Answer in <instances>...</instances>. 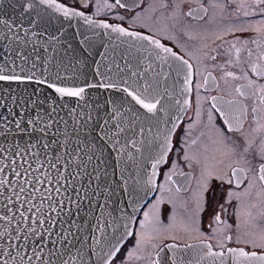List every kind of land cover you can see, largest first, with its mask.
Returning <instances> with one entry per match:
<instances>
[{
    "label": "snow or ice",
    "instance_id": "1",
    "mask_svg": "<svg viewBox=\"0 0 264 264\" xmlns=\"http://www.w3.org/2000/svg\"><path fill=\"white\" fill-rule=\"evenodd\" d=\"M158 2L161 9H170V15L167 18L172 21L171 27L173 29L178 26H181V30L193 28V25L186 23L188 18L198 22L206 19L204 14L207 13V8L204 7L202 0H158ZM193 3L196 6H189L188 10L185 11V5ZM21 6L23 8L21 20L27 17L29 27L25 28L23 24L14 26L13 22L0 19V25L7 29L6 32L0 33V40H7L9 44L19 45V47L11 49L15 59L11 61L12 66L8 68L7 74L5 68H0V82H31L43 85L50 90L54 98L50 100L49 107L44 109L43 112H41L43 100L32 98L28 101L22 100L19 102L20 105L27 104L28 108L32 110V116L25 118L24 109L21 107L19 118L9 120L8 117H4L3 121L0 122V136H6L7 134L13 136V144L10 147L5 148L0 145V207L3 209V212H0V264H130L133 258L141 259L137 255L141 251L149 253V264H193L192 259H186L187 249L193 248L199 249L195 264H204L205 261H210V264H264V229L256 231L254 225L250 224V221L255 219L250 211L244 213L245 216L249 217V220L243 221L250 224V230L241 232L239 231L240 225H237L235 243L244 244L245 247L251 245L252 249H259V251H249L241 247H228V242H231L233 237L225 234V229L230 228L231 225L222 220L221 213L228 211L224 204H221L219 212L212 216L210 224V227L212 224L217 225L213 229V235L217 237L216 245L220 249L218 251H214L213 245L206 244L203 240L197 245L186 244L183 251L176 244L157 243L156 241L166 238L164 234L172 227L169 225L168 228H165L161 224L159 205L162 201L160 200L156 201L148 211L143 213V220L139 223L140 231L138 234L131 228L135 220L136 206L131 205L133 207L131 213H128L126 209L120 210V219L124 223L117 226L113 222L112 212H108L109 219H105L104 209L108 207L107 203L98 205L101 212L100 216L97 217L95 227L92 229L90 239L85 237L81 240L76 233L68 229L53 231L56 227L53 221L56 218L51 213H57V217H59L60 213L64 212L66 205L64 201L54 202L51 193L53 191L57 194L61 192V188L64 187L62 181L71 186L74 191H77L76 201H70V203L75 204L77 209L80 207L81 199L88 198L87 193L83 198H80L73 183L79 178L80 172H69L73 159L80 155V148L77 145L76 148L69 151L67 134H65L66 138L63 142L59 139L61 123L65 126L68 123L63 117H59V110H68L67 115L72 117L74 133L80 131L85 134L90 131L95 132L102 143H111L112 147L118 152H123L129 144L139 152L141 149L137 147L136 140L126 138L127 133L131 131L133 135L143 136L144 127L141 126L139 133H137L135 122L141 116L144 119H149L150 117H157L159 112L166 113L167 109L162 101L165 97L172 99L173 92L169 91L168 86L163 84L161 80L156 79V77H162L163 80H167L168 77L164 73L163 67L161 66L157 71L152 62L144 63V60L139 58L135 67L126 63L124 68H120L121 72L127 71L130 73L128 78L113 80L111 76H103L96 82L84 81L83 86L75 84L73 86L58 85L55 82H50L47 78H37V74L33 69L36 68L41 57L39 55L34 56V53L42 47V44L39 39L34 38L45 35L44 31L35 30L39 27L40 20L45 16L51 17L53 13H57L62 14L65 19L81 17L89 25H96V22L86 16L83 11L73 9L62 2H58V0H23ZM89 6V0H81L82 8H88ZM209 6L214 10H218L214 11L213 16L207 21L218 28V31L215 32V38L222 41L227 35L234 38L225 41L227 47L222 44L218 49L212 50L216 53L215 55L209 54L205 58L215 61L218 56L223 55L225 57L224 64L214 65V67H220L222 70L225 66L234 68L235 71L225 72V78H231L233 81H243V83L234 86L237 99L219 100V103L225 104L228 108V112L224 115L225 124L228 125L229 131L233 130L229 116L238 111L239 115L233 116L232 119L236 121L237 130L244 137L241 150L233 147L224 152L223 156L229 161L227 166L231 168V175L237 178L238 185L241 180L247 179V173L251 172L253 176L249 180V188L254 187V182L258 180L261 189L264 190V139L260 140L254 150L255 142L243 133L242 124V118L248 111V106L245 105L244 100L252 101L251 114L254 117L253 122L256 124L252 132L264 133V0H212ZM103 7L107 9L117 7L128 9L129 5L125 0H114V3L104 0ZM148 7L155 10L154 3H150ZM96 8L99 11V2H97ZM119 19L123 20L124 17L121 16ZM134 19H143L142 13H137ZM96 26L105 29L111 28L112 32L122 36L148 41L150 45L159 50L155 53L157 60L162 61L163 64H168L169 67H171V64L168 63L169 57L180 61L181 65L186 66L187 69L181 92L186 93L190 90L193 83L192 65L177 55L172 48L161 43L159 39H152L146 35L140 36L134 31H126L123 27L108 23ZM20 32H23V36L19 34ZM250 32L255 33V35L245 38V34ZM52 39L59 42L58 36L52 37ZM30 46L31 50H29ZM220 49H222V52ZM43 50L47 51L48 49L44 48ZM160 52L166 55L161 56ZM152 55L149 52V56ZM17 59L20 61L19 66L16 64ZM124 59L127 61L128 58L124 57ZM30 61L31 67L25 71L24 66L29 64ZM17 67H19V71H17ZM117 68H119V65H117ZM108 71L110 72L111 69L109 68ZM150 75L151 79L149 78ZM209 78L215 80L209 73L204 78L205 85L208 84ZM55 79L59 80V75ZM162 87L163 91H161ZM199 88L200 85L197 84V94ZM89 89L120 94L118 98L106 97L102 104L99 101L96 102L94 109L96 114L98 115L100 109L107 113V117L103 118L102 122L93 120V111L78 112L75 107L69 108L68 106L67 101L73 99L77 102H83L88 108H93V105L88 104L86 99ZM212 99L214 102L218 101L217 97ZM13 101L15 102V97H13ZM180 103L179 99L175 100L176 105H180ZM187 103L188 101L185 100L184 104L187 105ZM0 107H4L2 101H0ZM213 107H217V103H214ZM217 110L223 112L221 108H217ZM9 112L13 116L17 115L12 112V109H9ZM199 115L198 111L197 118H199ZM209 119L211 120V115H209ZM90 124H99V130L95 126L89 128ZM175 129L176 124L173 123L172 129L164 135L163 143L157 146L159 151L154 157L153 171L146 184L151 185L153 183L152 177L156 176L155 169L159 164L165 162L166 156L172 148L171 136ZM148 131L151 133V126H149ZM17 135L21 139L27 136L28 139L22 144L16 143ZM156 139L159 140V136ZM42 155L43 160L40 159ZM129 156H131V153H129ZM88 159L91 161L93 156H89ZM184 159H190L186 153ZM225 159H221L219 164L224 165ZM45 161L49 166L48 170L44 169ZM33 164L36 167H33ZM233 164L241 166L233 167ZM80 167L81 165H77V169ZM173 167H175V164ZM6 170L11 172L15 177L14 180L7 177ZM42 170L44 171V179H41L40 176H36L34 180L28 179L34 173ZM49 170H55L56 172L54 183L57 186L54 189L43 187L45 183H53V180L48 178ZM212 177L213 172L207 169L202 174L201 192L196 196L197 211H200L202 207V193L210 190L209 180ZM96 179H99V175L96 176ZM168 179L171 180V176ZM215 179L229 184L232 182L228 174L223 172L217 174ZM26 184L31 185V187L26 188ZM38 184L41 187H37ZM37 193H39V197H37ZM227 195L233 197L235 194L228 192ZM37 198L40 202L34 203ZM45 200L48 201L47 207L44 203ZM226 202L231 203L230 200ZM251 207L255 208L257 205L253 204ZM71 214L69 208L68 215ZM259 215L264 217V208L260 209ZM72 226H75L74 222L70 225V227ZM109 229H111V232L108 231ZM190 229L198 231L191 225L184 228L185 231ZM77 231H79V228H77ZM133 237H135V242L132 248L124 252L123 259H119L126 242ZM70 238L80 241V247L76 249L75 255H72L66 247L67 244H72L75 247ZM171 238L176 239L174 236ZM204 239H207V237H204ZM165 249L171 255L162 258ZM153 252L155 258H152Z\"/></svg>",
    "mask_w": 264,
    "mask_h": 264
},
{
    "label": "water",
    "instance_id": "2",
    "mask_svg": "<svg viewBox=\"0 0 264 264\" xmlns=\"http://www.w3.org/2000/svg\"><path fill=\"white\" fill-rule=\"evenodd\" d=\"M22 3L23 0H0V19L13 22L14 26L23 24V27H29L27 17L21 20V14L23 13ZM85 15L89 16L92 21H95L96 25L106 23L87 13ZM96 25L85 23L81 17L65 19L62 14L57 13H53L51 17L45 16L40 20L39 27L35 30L44 31L45 35L34 38L39 39L42 44V47L34 53V56L39 55L41 57L40 62L33 69L37 74V78H47L50 82L66 86H73L74 84L83 86L84 81L96 82L103 76H111L113 80L128 78L130 73L127 71L121 72L120 68H124L126 63L135 67L137 59L139 58L144 60V63L152 62L157 68V71H159L161 66L163 67V71L168 77L167 80H163L162 77H156V79L161 80L163 84L168 86L169 91L173 92V98L169 99L165 97L164 101H162L167 109L166 113L159 112L157 114L158 118L150 117L149 119H144L141 116L135 122L137 133H139L141 126L144 127L143 136L138 134L133 135L131 131L127 133L126 138L136 140L137 147L141 149L139 152L130 144L124 148L123 152H118L112 147L111 143H102L95 132L90 131L85 134L83 131H80L74 133L72 117L67 115L68 110H59V117H63L64 120L68 121L67 126L61 123L59 139L63 142L66 138L65 134H67L69 151L76 148L77 145L80 148V155L73 159L69 167V172H80L79 178L73 181V183L75 184L76 190H78L79 197L83 198L85 193H87L88 198L81 199L80 207L77 209L74 203H70V201H76L77 191H74L71 186H68L66 182L62 181L64 187L61 188V192L59 194L55 191L51 193L54 197V202L64 201L66 205L64 212H61L59 217H57V213H51L56 218L53 221L56 224L53 231L68 229L76 233L81 240L85 237L90 239L92 229L97 222V217L100 216L101 209L98 207L99 204H108V207L104 209L105 219H109L107 213L112 212L113 222L117 226H121L124 223L120 219L121 209H126L128 213H131L133 212L131 205H135L136 218L140 207L153 194L155 188L157 168L159 165L155 169L156 176L152 177L153 183L148 185L146 181L153 171L152 164L155 162L154 157L159 151L157 146L163 143L164 135L172 129L173 123L177 125L188 105V103L185 105L184 101H189V91L186 93L181 92L187 69L186 66L181 65L180 61L169 57L168 63L171 64V67H169L168 64H163L162 61L157 60L155 53L159 50L155 49L153 45H150L148 41L122 36L112 32L111 28L105 29ZM6 31L7 29L0 25V33ZM134 32L140 36L146 35L152 39H156L142 32ZM19 34L23 36V32ZM57 36L59 37V42L52 39V37ZM86 37L87 39H85ZM15 47H19V45L9 44L7 40H0V68H5L6 74L8 68L12 66L11 61L15 59L14 53H11V49ZM44 48L48 50L44 51ZM29 50H31V46ZM149 52L153 55L149 56ZM160 55L164 56L166 54L160 52ZM124 57L128 58L127 61ZM16 64L17 66L20 64L18 59L16 60ZM117 65H119V68H117ZM24 67L25 71H27L31 67V61ZM109 68L111 69L110 72L108 71ZM17 71H19V67H17ZM57 75L60 77L59 80L55 79ZM149 78L151 79V75ZM161 91H163V87ZM119 95V93H113L111 91L106 93L103 90L89 89L86 99L88 104L93 105V108H88L83 102H77L73 99H69L67 103L69 108L75 107L78 112L83 111L87 113L93 111V120L102 122V119L107 117V113L103 109H100L97 115L94 110L96 102L99 101L102 104L106 97L118 98ZM13 97H15V102L13 101ZM30 98L44 101L41 108V112H43L44 109L49 107V102L54 97L50 90L43 85H37L31 82H0V101L4 104V107H0V122L3 121L4 117H8L9 120L19 118L21 107L24 109L25 118L32 116V110L28 108L27 104L20 105L19 103L22 100L28 101ZM176 99L180 100V105L175 104ZM9 109H12V112L17 115L13 116L9 112ZM93 126L99 130V124H90L89 128ZM149 126L152 128L151 133L148 131ZM157 136H159V140L156 139ZM27 139V136L21 139L17 135L15 142L22 144ZM12 144V134L0 136V145L8 148ZM129 153H131V156H129ZM89 156H93L91 161L88 159ZM40 159H44L43 155ZM77 165H81V167L77 169ZM33 167H36V165L33 164ZM48 168L47 161H45L44 169L48 170ZM49 173L48 178L52 179L53 183H45L43 187H52L54 189L57 186L54 183L56 172L55 170H49ZM6 175L10 179H15L9 170H6ZM97 175H99V179H96ZM36 176L44 179V171L36 172L32 177H28V179L34 180ZM25 187L29 188L31 185L26 184ZM37 187H41V185L38 184ZM94 192L96 193L95 195L93 194ZM37 197H39V193H37ZM39 202L38 198L34 201V203ZM44 203L47 207L48 201L45 200ZM69 208L72 212L71 215H68ZM0 212H3L2 207H0ZM73 222L75 226L70 227ZM133 223L131 228L133 227ZM77 228H79V231H77ZM108 231L111 232V229ZM70 239H72L75 247L72 244H67L66 247L72 255H75L76 249L80 247V241L75 238ZM178 248L181 251L184 250V247L178 246ZM190 250L187 249L186 259L190 257ZM167 252L168 250L165 249L164 253H162V258L167 257Z\"/></svg>",
    "mask_w": 264,
    "mask_h": 264
},
{
    "label": "flooded vegetation",
    "instance_id": "3",
    "mask_svg": "<svg viewBox=\"0 0 264 264\" xmlns=\"http://www.w3.org/2000/svg\"><path fill=\"white\" fill-rule=\"evenodd\" d=\"M58 1L114 26L155 37L192 65L193 83L188 93V105L172 133V148L168 152L165 162L159 164L157 168L153 194L140 207L132 230L137 234L139 233V223L143 220V213L160 200L162 201L159 205L161 224L165 228H168L169 225L172 227L164 234L166 238L156 241L157 243L197 245L203 240L206 244H212L214 251H218L220 249L216 245L217 237L213 235V229L217 225L212 224L210 227V224L212 216L219 212L220 205L224 204L228 211L221 213L222 220L231 225L230 228L225 229V234L233 237V240L228 242V247L259 251V249H252L251 245L245 247L244 244L235 243L237 225H240L239 231L241 232L250 230V224L254 225L256 231L264 229V217L259 215L260 209L264 208V190L261 189L258 180L254 182V187L249 188V180L253 176L251 172H248L247 179L241 180L238 185L237 178L231 175V168L227 166L229 161L223 156V153L230 148L236 147L237 150H241L244 137L237 130L236 121L232 119L233 116L239 115L238 111L229 116L233 129L229 131L228 125L225 124L224 115L228 112V108L225 104L219 103V100L237 99L234 86L243 83V81L225 78V72L235 71L234 68L225 66L222 70L220 67H214V65L224 64L225 57L223 55L218 56L215 61L205 58L209 54L215 55L216 53L212 50L218 49L220 45L223 44L227 47L225 41L234 38L231 35L225 36L223 41L215 38V32L218 31V28L213 23L207 22L213 16L214 11H218L209 6L212 0H202L204 7L207 8V13L204 14L206 19L198 22L188 18L186 23L194 26L188 30H181V26L173 29L171 27L172 21L167 18L170 15V9H161L158 0H125L129 5L128 9L104 8V0H89L90 6L88 8L81 7V0ZM97 2L100 4L99 11L96 8ZM108 2L114 3V0H108ZM150 3L155 4V10L149 9ZM189 6L195 7L196 5L195 3L185 5V11L188 10ZM137 13H142L143 19L135 20L134 17ZM121 16L124 17L123 20L119 19ZM254 35L255 33H246L245 38ZM190 36L192 38H189ZM220 51L222 52V49ZM209 73L215 80L209 78L208 84L205 85L204 78ZM197 84L200 85L198 94ZM213 97H217L218 101L214 102ZM214 103H217V107H213ZM244 103L248 106V111L242 118L243 133L248 135L249 139L254 140L253 147L255 150V146L259 144L261 139H264V133L252 132V129L256 127L253 122L254 117L251 114L253 102L244 100ZM217 108L223 109V112L218 111ZM198 111L200 113L199 118H197ZM209 115H211V120ZM185 153L190 158L189 160L184 159ZM221 159H225L224 165L219 164ZM174 164L175 167H173ZM232 166L240 167L241 165L233 164ZM206 169L213 172V177L209 180L210 190L202 193L201 210L197 211L196 196L201 192L203 183L201 177ZM221 172L228 174L232 181L230 184L215 179V176ZM169 176H171V180L168 179ZM228 192H233L235 195L228 197ZM227 200H230L231 203H227ZM253 204L257 207H251ZM248 211L255 218L250 221V224L243 222L249 220V217L244 215ZM187 225H191L198 231L191 229L185 231L184 228ZM173 236L176 239H172ZM134 242L135 237L126 242L119 259H123L124 252L132 248ZM190 252L189 258L195 264L199 249L193 248ZM170 254V252L166 253L167 256ZM137 255L141 259L133 258L130 264H149L147 251L138 252ZM152 258H155L154 252ZM204 264H210V261H205Z\"/></svg>",
    "mask_w": 264,
    "mask_h": 264
},
{
    "label": "bare ground",
    "instance_id": "4",
    "mask_svg": "<svg viewBox=\"0 0 264 264\" xmlns=\"http://www.w3.org/2000/svg\"><path fill=\"white\" fill-rule=\"evenodd\" d=\"M177 246L184 247L185 245H177Z\"/></svg>",
    "mask_w": 264,
    "mask_h": 264
}]
</instances>
